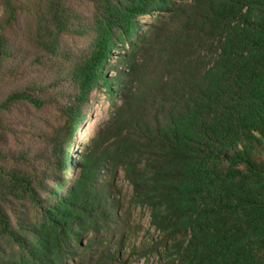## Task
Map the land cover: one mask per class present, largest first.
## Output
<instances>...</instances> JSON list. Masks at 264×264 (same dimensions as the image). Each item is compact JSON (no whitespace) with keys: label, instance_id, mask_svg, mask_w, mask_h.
I'll return each instance as SVG.
<instances>
[{"label":"trees","instance_id":"obj_1","mask_svg":"<svg viewBox=\"0 0 264 264\" xmlns=\"http://www.w3.org/2000/svg\"><path fill=\"white\" fill-rule=\"evenodd\" d=\"M150 257L264 264V0H0V264Z\"/></svg>","mask_w":264,"mask_h":264},{"label":"rangeland","instance_id":"obj_2","mask_svg":"<svg viewBox=\"0 0 264 264\" xmlns=\"http://www.w3.org/2000/svg\"><path fill=\"white\" fill-rule=\"evenodd\" d=\"M153 19H154L153 14H150V15H145L141 17L139 20L140 22L147 24L148 22H152ZM23 28L26 30L25 26H23ZM19 32H20L21 37L26 40L27 39L26 31L19 29ZM66 43L69 46V48L73 50H83L87 44V41H86V38L84 37H74V39L72 38L66 39ZM113 52L114 53L112 54L116 56L117 54L116 51H113ZM110 74L111 73H109V75ZM98 100H99L98 104H94V102L92 101V107L89 109L90 110L89 115L84 120V123L81 129H79L77 136L74 139V146L72 148V153H71L72 158H75L77 153L81 151L84 144H86L88 139H90L93 136L96 126L101 122V120H103L106 117L105 110L107 108L108 103L102 97H100ZM42 116L44 115L38 114V117H42ZM44 118L46 119L47 116H44ZM52 120L54 121V119L51 117V121ZM20 140H26V139L22 136ZM121 184L123 186L124 192L126 193L129 192V189L127 185L125 184V182L122 181ZM130 219L132 220V222L137 224L138 229L142 230L140 231V234L149 228L148 214L146 210H144L143 208H139V207L132 208ZM85 241H86V238H82L80 241V244L84 245ZM132 264H156V261H155V258L153 257L146 258V259L140 258L134 261Z\"/></svg>","mask_w":264,"mask_h":264}]
</instances>
